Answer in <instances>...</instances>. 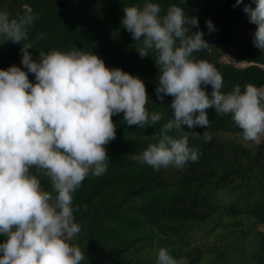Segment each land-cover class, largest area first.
Masks as SVG:
<instances>
[{"label":"trees","instance_id":"trees-1","mask_svg":"<svg viewBox=\"0 0 264 264\" xmlns=\"http://www.w3.org/2000/svg\"><path fill=\"white\" fill-rule=\"evenodd\" d=\"M149 2L161 6V16L175 4L187 17L198 18V28L186 27L189 34L202 31L209 46L193 55L216 67L223 92L236 85L243 91L249 83L264 88V52L253 44L257 26L243 11L247 4L255 7L252 0L238 6L236 0H0V14L9 20L33 17L25 26L33 59L41 51L74 48L97 54L107 67L139 76L149 96L146 109L161 115L144 128L126 125L123 113L112 117L116 139L105 146L107 171L89 175L73 193V215L81 231L70 243L81 248V264H156L161 247L186 264H264V232L259 229L264 226V142L245 141L231 114L208 109L207 128L183 125L169 131L174 137L184 131L201 134L189 136L198 160L182 169L155 170L133 158L158 142L163 125L173 120L172 97L161 101L155 91L157 53L149 49V56L141 58L136 50L141 44L121 25L124 7L142 9ZM22 47L23 41L0 36V69L24 68ZM224 55L245 66L223 62ZM29 80L35 83L34 74ZM206 91L211 93L210 85ZM204 131L211 133L210 140L203 139ZM31 171L51 191L48 179Z\"/></svg>","mask_w":264,"mask_h":264},{"label":"clouds","instance_id":"clouds-1","mask_svg":"<svg viewBox=\"0 0 264 264\" xmlns=\"http://www.w3.org/2000/svg\"><path fill=\"white\" fill-rule=\"evenodd\" d=\"M244 6L249 22L255 24L253 44L264 52V0ZM243 0H236V6ZM121 25L141 46V58L153 49L159 70L156 95L168 106L173 120L163 125L158 142L133 158L155 170L182 169L196 162L199 150L189 146L183 132L174 137L173 128H207L208 109L231 114L245 141L264 137V88L253 84L236 85L223 92V77L216 67L193 53L209 46L202 31L189 34L186 25L198 28L196 17H187L175 4L160 15L158 3L123 8ZM33 17L19 21L0 14V36L23 41L21 68L0 69V264H81L84 254L70 240L81 231L73 215V193L89 175L107 171L106 145L116 139L112 117L123 113L126 125H154L159 113L146 109L148 94L144 81L120 68H109L97 54L74 48L70 51H41L33 59L25 26ZM214 31L211 20L206 22ZM43 33L36 39L42 38ZM34 74L35 83L29 80ZM211 86L209 94L207 86ZM204 140L211 133L204 131ZM46 177L51 191L44 190ZM55 193V195H53ZM156 264H186L161 247Z\"/></svg>","mask_w":264,"mask_h":264},{"label":"rangeland","instance_id":"rangeland-1","mask_svg":"<svg viewBox=\"0 0 264 264\" xmlns=\"http://www.w3.org/2000/svg\"><path fill=\"white\" fill-rule=\"evenodd\" d=\"M222 61L225 62V63L234 64L237 67H244L245 66V64L243 62H241L240 60H238L235 57L230 56V55H224L223 58H222ZM260 142H264V137H261V139L258 142H255V143H260ZM259 229L264 232V226H261Z\"/></svg>","mask_w":264,"mask_h":264}]
</instances>
